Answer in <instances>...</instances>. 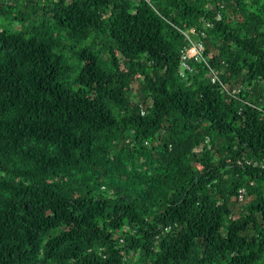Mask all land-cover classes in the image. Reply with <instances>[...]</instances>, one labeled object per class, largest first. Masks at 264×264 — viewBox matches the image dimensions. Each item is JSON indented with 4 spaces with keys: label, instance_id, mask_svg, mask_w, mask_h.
I'll return each instance as SVG.
<instances>
[{
    "label": "trees",
    "instance_id": "1",
    "mask_svg": "<svg viewBox=\"0 0 264 264\" xmlns=\"http://www.w3.org/2000/svg\"><path fill=\"white\" fill-rule=\"evenodd\" d=\"M15 1L0 264H264V0Z\"/></svg>",
    "mask_w": 264,
    "mask_h": 264
},
{
    "label": "built area",
    "instance_id": "2",
    "mask_svg": "<svg viewBox=\"0 0 264 264\" xmlns=\"http://www.w3.org/2000/svg\"><path fill=\"white\" fill-rule=\"evenodd\" d=\"M216 19L219 20L220 16L217 14ZM209 26V24L207 25ZM180 32L186 38V45L182 47L180 50V66L178 68V73L181 78H186L188 74L192 71L191 63L192 62H204L207 66L206 59L204 58V46H203V39H194L192 36H189L187 32L180 30ZM209 77L211 78L212 82L217 80V77L213 70L210 69ZM244 190L241 189L239 191V198H243Z\"/></svg>",
    "mask_w": 264,
    "mask_h": 264
},
{
    "label": "rangeland",
    "instance_id": "3",
    "mask_svg": "<svg viewBox=\"0 0 264 264\" xmlns=\"http://www.w3.org/2000/svg\"><path fill=\"white\" fill-rule=\"evenodd\" d=\"M14 1H15V0H14ZM16 1H17V0H16ZM16 1H15V2H16ZM15 2H14V3H15ZM14 26H15V28H19L18 25H14ZM187 33L191 34L190 31L187 32ZM88 42H89V41H86V42H84V43L78 44V45L75 46V47H71V46H69V48H68L67 51L65 52V55H66V57L68 58V61L71 63V65H79V64H78V61H77L75 58H73V53H74V52H78L83 46L87 45ZM74 68H75V70H74L73 73H71V78L74 77V75H75L76 72L78 71V67L74 66Z\"/></svg>",
    "mask_w": 264,
    "mask_h": 264
}]
</instances>
